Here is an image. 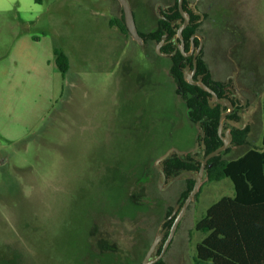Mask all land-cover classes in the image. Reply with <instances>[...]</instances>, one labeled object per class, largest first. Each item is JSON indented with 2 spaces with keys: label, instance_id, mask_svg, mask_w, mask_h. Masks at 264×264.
<instances>
[{
  "label": "rangeland",
  "instance_id": "374dc122",
  "mask_svg": "<svg viewBox=\"0 0 264 264\" xmlns=\"http://www.w3.org/2000/svg\"><path fill=\"white\" fill-rule=\"evenodd\" d=\"M158 1L162 0H150L151 8ZM205 3L201 0L199 9ZM203 12L206 18L199 27L206 37L203 59L213 78H229L243 100L248 95L245 72L257 77L251 85H256L260 97L236 125L251 123L249 143L260 147L264 0H218L211 11ZM121 16L114 0H0V264H88L80 259L84 251L87 255L91 251L93 264H131L126 259L133 257L132 246L141 235L151 244L164 230L160 253L177 221L161 259L166 264H193L196 246L206 236L195 230L196 223L210 206L234 195L229 178L208 181L204 176L194 198L180 211L187 174L165 179L158 188L161 177L156 174L149 183L153 187L143 193L150 197L134 199L141 201L138 209L127 200L135 205L129 206L138 211L136 215H129L128 208L126 219L120 220L111 215L106 195L95 193L101 189L97 178L103 155L121 159L144 154L137 138L156 137L155 124L149 131L151 118L164 127L174 120L179 138L169 137L167 142L183 140L174 148L178 155L204 158L196 148L197 125L181 122L184 126L177 127V102L168 94L169 84L121 31V22L116 21H122ZM54 48L68 59L64 79L54 64ZM160 62L166 72L169 62ZM225 122L222 136L231 128ZM233 156L235 152L223 158ZM190 175L194 180L195 174ZM136 189L131 186L127 194ZM95 232L110 241L108 250L114 253L96 247L100 236Z\"/></svg>",
  "mask_w": 264,
  "mask_h": 264
},
{
  "label": "trees",
  "instance_id": "16d2710c",
  "mask_svg": "<svg viewBox=\"0 0 264 264\" xmlns=\"http://www.w3.org/2000/svg\"><path fill=\"white\" fill-rule=\"evenodd\" d=\"M119 28L125 35H128L124 24L120 25ZM191 31L192 29L190 27L185 29L183 32L184 39L188 38ZM151 35L155 36V38L159 37V33H152ZM53 56L54 64L64 79L69 69L67 56L57 48H54ZM174 62L175 64L171 67L170 73L178 81L179 86H181L182 90L180 91L182 92L186 109L185 115L193 123L201 120V126L204 131V150L208 154L222 144L217 135L218 119L221 114L220 109L218 106L214 108L209 107L205 99L207 94L196 87L188 85L182 78L181 71L177 67V61L174 60ZM199 67L202 68L201 71H205L203 63L199 62ZM209 77L206 74V78L209 79ZM180 91L177 90V93L181 95ZM175 116L177 118L176 124L181 125L184 118V110L181 106H177ZM147 122L150 124L149 131H153L151 128L153 125L152 118L151 121ZM261 122L262 136L260 147L252 146L247 138L244 140L246 132L249 131L248 129L242 131L233 130L231 131L233 138L232 144L239 147L235 151V156L224 159L223 154L228 153L230 150L225 149L221 154L213 157L207 163V180L219 181L223 178H229L233 184L234 195L232 198L223 197L210 206L205 216L196 223L195 230L206 236L196 246V255L193 259V264H264V104L262 106ZM167 127L162 125V143L158 154L155 156L156 158L161 156L170 147L169 145L171 143L167 141L172 136L171 134L168 135L167 132L170 133L171 127L169 129ZM153 134L155 133L153 132ZM155 140L153 136L147 135L146 155L151 154L150 149L152 153L157 152L155 149ZM137 141L139 143L141 142L138 139ZM240 150L242 151L238 152ZM109 155H112V153ZM109 155H103V157L101 155L102 167L99 168L101 172L97 178L98 185L101 189H98V192L95 193L106 195V198L111 202L109 209L111 210V215L117 217V219L125 220V216H127L126 210L128 208H132V212H128L129 215L132 214L133 216L138 212L135 211V205L141 201L137 202L134 199L139 198L140 200L142 199L141 197H145L144 199H146L147 196L143 193L148 188L147 186H153L145 182L143 177L144 172H141L137 168L139 165V156L133 153V155H127L119 159V155ZM128 163H130L131 167L126 171L125 165ZM162 167L168 178H173L183 171L193 172L191 170L192 166L175 154L165 159L162 162ZM187 183V189L182 196L184 200L191 191L194 181L188 179ZM133 185L137 189L133 194H127V190ZM89 192L92 193V190H89ZM152 192L153 190H150L151 194ZM129 198L135 202V205L132 202H128ZM131 204L135 208L130 207L129 205ZM141 212L140 215L143 214ZM170 213L168 211L165 214L168 216ZM142 230H140L139 234H143ZM98 236H100V239L95 241V243L97 242L96 247H100L101 251L106 253H114V250H108V246L111 244L110 241L106 242L107 239L102 238V234H96V237ZM141 236L139 243L132 246L131 251L133 257L126 259L131 264H140L150 246L149 238H145L144 235ZM138 245H141V249L137 248ZM82 253L80 259L89 260L88 264L96 262L91 251H89L91 255H87L85 251ZM154 264L166 263L161 259Z\"/></svg>",
  "mask_w": 264,
  "mask_h": 264
},
{
  "label": "flooded vegetation",
  "instance_id": "af4514ba",
  "mask_svg": "<svg viewBox=\"0 0 264 264\" xmlns=\"http://www.w3.org/2000/svg\"><path fill=\"white\" fill-rule=\"evenodd\" d=\"M114 1L117 2L118 5L121 7L118 0H114ZM179 1H180V6H179ZM200 1L201 0H193V2L189 3L188 0H162V1H158L155 5L154 9H153L150 6V0H128L130 7H131V10H132L136 29L138 31L140 38H141V42L139 43V42L132 40L131 37L129 36L128 32H127V34H128L127 36H129V38L132 40V42L134 44H136V46H138L142 50V52L145 54V57L148 59L149 63L152 66L154 65L153 67L155 68V74L163 76L164 80H166V84H169L170 88L168 90V94H170L172 97H175L176 102H177V106H181L184 110V118H183L182 122H184L185 125H188V124L190 125V123L197 125V127L199 129V134L197 135L198 142L196 143V148L199 147V150L201 152L200 156L204 157L203 158V160H204L205 157L209 153L206 154L205 150H204V143H203L204 131H203V128L201 126V120H198L195 123H193L190 120H188L187 116L185 115L186 109H185V104H184L185 102H184V99L182 97V92L180 91V90H182L181 86H179L178 81L175 80V78H173L171 73H170L171 67L175 64L174 60L177 61V67L181 71L183 80L188 85L196 87V88L204 91L207 94L205 99H206V102L208 103L209 107L212 106L211 108H214V107L218 106L221 114L226 113L224 121L228 122L229 123L228 125L231 126L230 132H229L230 135H231V131H233V130L242 131V130L248 129L249 131L246 132V134L244 136V140H246V138H247V140L249 141V136H250V131H251V129H250L251 123L249 125L246 124L243 127H237L236 123L241 119V117L243 115V111H245L246 109L251 107V105L254 104V101H256V99H258L260 97V91L258 89H256L257 87L254 89V87L256 85L255 86L251 85V83L254 84L257 82V80H256L257 77H255V75L251 71L245 72V79H246L245 84L247 83L250 85L247 86L244 84V86H246L245 90L248 91V95L246 97H244L243 100L240 99L241 94H240L239 88L237 87V85L231 86V80L229 78H227L225 81H217L213 78L212 72L208 68L207 62H205V60L203 59L204 44L206 45V37H205V35H203L201 33V30L199 27H200V23L206 18V14L203 11H205V12L211 11L213 9V7L216 5L218 0H206V3H205V6L203 7V10L199 9L200 8L199 7ZM136 6L138 7V9ZM146 9H149V11H147ZM121 10H122V7H121ZM137 10H139V11H137ZM136 16H137V18H136ZM186 16H187V24L181 30V39H180L178 31H179V28L184 24ZM121 17H122V21L121 20L118 21L116 19L117 22H121V23H119V25L124 24L123 10H122V16ZM213 18L214 17H212V16L209 17V19H213ZM124 26H125V24H124ZM188 27H190V29H192V31H191L190 35L188 36V38L184 39L183 32ZM152 33H159V37L155 38V36L151 35ZM152 56H154L157 59L156 60L157 62H155L153 60ZM159 60L160 61L165 60V61L169 62V66L167 67L166 72H164L163 68L161 67L162 64ZM199 62L204 64L205 71H201L202 68H200L201 65L199 67ZM132 64L134 65L133 62H132ZM128 65H129V63H128ZM235 66L236 65L234 64V67ZM124 67H123V69H124ZM244 67H245V65H244ZM248 67L250 69L251 67H253V64H248ZM248 67H246V68H248ZM253 68H255V67H253ZM142 72L143 71L139 72L136 75L140 76L141 75L140 73H142ZM185 72L187 74L192 73V81L193 82L201 81L204 85H206L208 88H210L214 92V94L216 95L218 101L214 100L213 96L209 92L205 91L204 89H202L198 85L188 83L184 79V73ZM206 74H208L210 76L209 79L206 78ZM248 74H251V77H252L251 79L247 78ZM177 90H179L181 92V95L177 93ZM226 101L229 102V104L231 105V108H229L227 106ZM175 117L176 116H174V119H175ZM172 122H173L172 126H169V127H171V131H170V133L167 132V134L168 135L171 134L172 137L176 136V139H178L179 137H178L177 133H175V130L177 128L174 126V120ZM152 123L157 126V133H156V137L154 139H156L155 140V149L157 150V152H159L158 150H160L161 143H162V137L163 136L161 133L163 132V128H162V125L160 126V124H158V122H156L153 119H152ZM218 124H219V119H218ZM176 125H177V127L178 126L179 127L184 126L183 124H181V125L176 124ZM169 127H167V128L169 129ZM217 129H218V126H217ZM200 130H202V132H203L202 136L200 135ZM146 131H147V127H146ZM221 132H222V130H221ZM217 135H218V131H217ZM218 137L220 139L219 135H218ZM222 137H225V135ZM137 139L141 140V142H140L141 146L143 147V145H144V147H145L144 152H143L144 154H141L138 158L139 165L137 166V168L139 170H141V172H144L143 177L145 179V182L148 184L150 181L155 180L156 174L158 176H161V173L159 172V168L162 166V162L165 159L163 161H160V162H158V160L169 150L171 151L169 156L175 154V155L181 157V159L184 160L187 164L191 165L192 166L191 170L193 171L192 173H194L195 171L198 172V170L201 166L202 160L198 161L197 157L195 155H193V153H187V154L180 156L177 154L176 151H174V148L177 145V142L183 143L182 139H181V141L177 140V142L171 143L169 145L170 147L166 151H164V153L161 156H159L157 158L155 157L157 152L152 153L151 149H150L151 154L146 155V150H145V149H147V145H146L147 136L146 135L144 137L143 136L138 137ZM232 140H233V138L231 135L230 146L226 148V149H230L228 153H233L239 149L238 146H235L232 144ZM202 143H203V145H202ZM221 143H222V141H221ZM157 145H158V147H156ZM128 149H129V147H128ZM221 153H219V154H221ZM224 155L225 154H223V156ZM146 156H148V157L146 158ZM150 156H151V159H148ZM152 157L155 159V161H153V162H152ZM208 161L205 164V167H204L205 170H206ZM148 162H150V163H148ZM159 164H161V165H159ZM125 166H126L125 167L126 171H128L131 167L130 163H128ZM162 171H163V167H162ZM163 173H164V171H163ZM164 176H165V179H171L170 177L168 178L165 175V173H164ZM188 179L192 180V178H187L186 181H188ZM158 183L159 182L156 181V187L157 188H158ZM148 184H146V185H148ZM137 205H139V204H137ZM137 205H136V209L138 208ZM93 234H96V232ZM146 253H145V255H146ZM145 255H144V257H145Z\"/></svg>",
  "mask_w": 264,
  "mask_h": 264
},
{
  "label": "water",
  "instance_id": "95a60500",
  "mask_svg": "<svg viewBox=\"0 0 264 264\" xmlns=\"http://www.w3.org/2000/svg\"><path fill=\"white\" fill-rule=\"evenodd\" d=\"M118 1H119L120 5L122 7V10H123L124 24H125V27L127 29V32L129 34V36L131 37L132 40L140 43L141 42V38H140V36L138 34V31L136 29L135 22H134V18H133V14H132V10H131V7H130V4H129L128 0H118ZM179 6H180V1H179ZM186 24H187V16L185 17L184 24L179 28V31H178V34H179L180 39H181V30L186 26ZM184 79L188 83L198 85L199 87H201L205 91L209 92L213 96L214 100H217V97L214 94V92L210 88H208L206 85H204L201 81H199V82H193L192 81V73L187 74L185 72L184 73ZM226 104H227V106L229 108H231V105L229 104V102L226 101ZM225 116H226V113H222L220 115L218 129H217L218 135L220 136V139L222 141V145L219 148H217L216 150H214L211 153H209L205 157V159L201 161V166H200L198 172L193 173V174H195V177H194V185H193L191 191L189 192L188 196L184 200V203H183L180 211H184L186 209L187 205L190 203V201L194 198V196L197 193L200 185L202 184V178L204 176L207 178V173H206V170L204 168L206 162L209 159L213 158L214 156H217L219 153L223 152L229 146V142L231 141V135H230V133L227 132L225 134V137H222V135H221V130H222L223 121L225 119ZM200 135L201 136L203 135L202 130H200ZM202 145H203V143H202ZM170 153H171L170 150L168 152H166L158 160V162L163 161L164 159H166L170 155ZM159 172L161 173V176H160L161 179H160V181H159L158 184L161 187V185H162V183L164 182V179H165L164 173L162 171V166L159 168ZM190 173H192V172L183 171L179 175H177L176 177H174L172 179V181L180 178L183 174H187V177L186 178H192V176L190 175ZM172 214H174V212ZM177 224H178V221L175 222V223H173V225L171 226V229H170V232H169V236H167L166 240L164 241L163 247L161 248L160 253H157V250H158L157 247H158V244H159L160 240L163 237L164 230H161L160 232H158L155 235V237H154L152 243L150 244L149 249H148L145 257L143 258L141 264H154V263H156L157 261H159L162 258L163 254H164V252L166 250V247L168 245V242L170 241L171 237L174 234V231L176 229Z\"/></svg>",
  "mask_w": 264,
  "mask_h": 264
},
{
  "label": "crops",
  "instance_id": "0c3cea01",
  "mask_svg": "<svg viewBox=\"0 0 264 264\" xmlns=\"http://www.w3.org/2000/svg\"><path fill=\"white\" fill-rule=\"evenodd\" d=\"M24 45H27V46H28V44H24V43H23V44H22V46H24ZM26 48H28V47H26ZM26 56H27V57H29V56H31V55H26ZM15 64H17V63H15ZM24 65L26 66V69H25V71H24V72H27V71H28V67H27V66H28V64H27V63H25ZM3 71H4V70L2 69V72H3ZM3 76H4V75H3ZM4 77H5V76H4ZM5 82H7V80H6Z\"/></svg>",
  "mask_w": 264,
  "mask_h": 264
}]
</instances>
